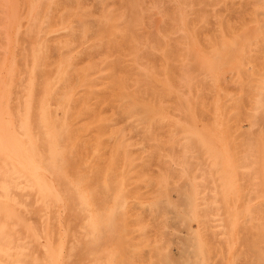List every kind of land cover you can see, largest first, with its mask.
Here are the masks:
<instances>
[{
	"label": "rangeland",
	"instance_id": "374dc122",
	"mask_svg": "<svg viewBox=\"0 0 264 264\" xmlns=\"http://www.w3.org/2000/svg\"><path fill=\"white\" fill-rule=\"evenodd\" d=\"M0 264H264V0H0Z\"/></svg>",
	"mask_w": 264,
	"mask_h": 264
},
{
	"label": "bare ground",
	"instance_id": "6f19581e",
	"mask_svg": "<svg viewBox=\"0 0 264 264\" xmlns=\"http://www.w3.org/2000/svg\"><path fill=\"white\" fill-rule=\"evenodd\" d=\"M73 197V196H72ZM75 199V198H74Z\"/></svg>",
	"mask_w": 264,
	"mask_h": 264
}]
</instances>
